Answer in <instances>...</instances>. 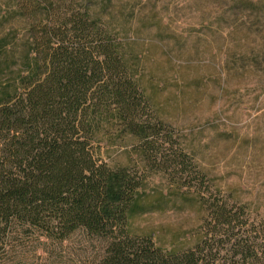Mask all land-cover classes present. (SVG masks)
Listing matches in <instances>:
<instances>
[{"label":"trees","instance_id":"trees-1","mask_svg":"<svg viewBox=\"0 0 264 264\" xmlns=\"http://www.w3.org/2000/svg\"><path fill=\"white\" fill-rule=\"evenodd\" d=\"M93 6L20 0L36 65L14 92L0 94V264H31L34 251L78 232L106 242L88 264H264V216L211 190ZM233 9L264 14L244 0ZM112 135L132 140L142 173L99 160L97 144ZM146 170L200 195L207 217L193 247L167 252L130 232Z\"/></svg>","mask_w":264,"mask_h":264},{"label":"rangeland","instance_id":"rangeland-1","mask_svg":"<svg viewBox=\"0 0 264 264\" xmlns=\"http://www.w3.org/2000/svg\"><path fill=\"white\" fill-rule=\"evenodd\" d=\"M93 1L156 115L211 190L264 216V14L234 11L235 0ZM244 1L264 6V0ZM30 26L20 0H0V94L14 92L34 70ZM111 139L97 144L99 160L141 172L132 140ZM144 176L130 232L167 252L193 247L207 217L200 195L178 188L165 172ZM105 246L78 232L46 252L34 251L30 263L88 264Z\"/></svg>","mask_w":264,"mask_h":264}]
</instances>
